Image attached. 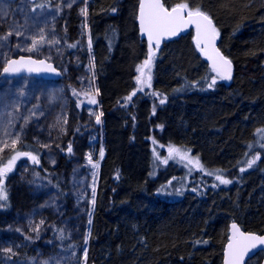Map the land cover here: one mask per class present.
<instances>
[{
	"label": "trees",
	"instance_id": "trees-1",
	"mask_svg": "<svg viewBox=\"0 0 264 264\" xmlns=\"http://www.w3.org/2000/svg\"><path fill=\"white\" fill-rule=\"evenodd\" d=\"M139 1L86 2L105 149L89 233L85 236L84 221L74 233L56 222L37 239L5 230L0 237L9 235L17 243V264H33L34 258L41 263L81 264L84 249L87 264H221L231 222L246 232L264 233V151L253 158L249 147L256 131L264 126L262 0H162L166 7L180 3L200 7L212 18L220 34L219 49L233 62V77L227 84L217 78L209 87L216 76L187 33L159 49L152 85L156 95L137 94L123 104L135 89V69L148 53L137 29ZM68 18L69 25L61 34V65L51 61L59 70L66 68L59 83L67 95L72 93L70 88L75 86L87 53L84 46L78 62L72 61V43L77 41L76 26L82 18L75 8ZM28 80L44 88L57 84ZM47 97L44 92L41 104ZM72 103L71 99L69 105ZM41 104L37 110L43 112ZM73 144L66 138L50 164L29 139L11 152L37 157L38 163L27 156L19 160H26L34 171L50 178L55 188L51 189L66 213L72 203L68 148ZM169 146L191 156L196 174L192 183L197 191L188 189L175 199L158 194V180L151 173L154 159ZM249 158L255 163L245 170ZM197 160L202 168L196 166ZM216 175L233 182L229 187L217 184ZM16 191L12 202L26 206L38 186L35 182L20 184ZM19 207L0 209V221L16 216ZM263 256L258 253L248 264H258Z\"/></svg>",
	"mask_w": 264,
	"mask_h": 264
},
{
	"label": "rangeland",
	"instance_id": "rangeland-1",
	"mask_svg": "<svg viewBox=\"0 0 264 264\" xmlns=\"http://www.w3.org/2000/svg\"><path fill=\"white\" fill-rule=\"evenodd\" d=\"M86 2L87 0H38L31 4L28 0H0V38L7 37V40H4L0 46V74L6 62L17 55L44 58L61 65L63 50L60 36L66 30L67 23H69V11L73 8L82 19L78 25L76 24L77 41L72 61L78 62L79 49L84 46L88 48L87 57L80 66L75 86L70 88L72 93L69 91L68 96L73 100L70 105L71 99L66 97L65 88L59 82L56 87L44 88L41 83L37 84L26 77L10 80L0 77V168L7 164L13 156L11 152L21 147L26 139L40 148L44 160L49 164L53 163L55 156L61 152L66 138L74 143L70 152L72 172L69 184L71 185L72 203L69 212L66 213L65 208L61 207L56 192L46 184H37L38 191L34 196L29 197L30 204L25 206L17 201L12 202V196L17 193L18 186L35 182L33 179L36 176V172L28 162L24 159L19 160L18 157L12 171L6 173L8 178L6 177L5 184L2 186L6 190L7 199L0 201V209H6L11 205V209L16 205L21 207L17 209L16 216L8 219L9 222L0 221V233L5 230H14L27 238L37 239L56 221L60 222L62 227L70 233H74L84 221L85 236L89 233V218L92 217L95 197L93 189L96 191L105 149L101 127L102 114L99 100H96L98 92L93 67L94 58L89 47ZM189 7L196 8L191 5ZM17 30L22 33L21 36L15 35ZM217 31L219 33L218 29ZM9 32L12 35H9ZM41 36L44 38L43 41L33 48L32 40H40ZM29 48L32 50L29 51ZM154 51L150 87L145 85L143 91L138 90L136 77L140 73L136 71L137 67L135 69L134 91L143 96H151L153 92V68L159 50L154 49ZM144 60L139 65L143 64ZM61 71L65 74L66 68L61 66ZM213 75L216 76L215 73ZM218 80L225 84L228 82L219 78ZM49 83L54 84L53 81ZM44 92L48 97L46 102L41 104ZM91 97L95 98V104L90 102ZM122 103L127 104L129 101L126 99ZM39 104H41L39 109L43 112L37 110ZM97 115L100 116V124H96ZM262 130L264 126L256 131L251 146L253 158L256 153L264 151V131ZM12 140H17L14 148L11 144ZM168 148L163 155L154 159L155 167L151 172L152 178L159 180L158 194L175 199L181 197L188 189L197 191L192 183V179L196 177L194 160L189 155L183 159L177 154H172L170 157ZM101 150H103V156H101ZM164 160H167V163H164ZM250 160L253 159L249 158ZM247 169L248 164L245 167V170ZM216 182L220 184L218 180ZM232 182L220 185L229 187ZM28 194L26 197L29 196ZM34 200L35 205L32 204ZM5 235L0 237V262L17 264L18 261L14 260L17 255V243L9 235ZM6 249H11V251H5ZM85 260L84 251L81 264H86ZM51 262L45 260L41 263L38 258L33 260V264H51ZM21 263L24 264V262Z\"/></svg>",
	"mask_w": 264,
	"mask_h": 264
},
{
	"label": "snow or ice",
	"instance_id": "snow-or-ice-1",
	"mask_svg": "<svg viewBox=\"0 0 264 264\" xmlns=\"http://www.w3.org/2000/svg\"><path fill=\"white\" fill-rule=\"evenodd\" d=\"M187 13L185 16L184 13ZM86 14V12H85ZM139 23H140V31L142 34H146L149 41V52L147 58L144 60L143 64L138 65L136 71L140 73L136 77V82L138 86V90L143 91L144 86H151V72L153 60L155 58V51L153 50V41H155V48H159L161 37H171L176 36L184 27L189 24H194L196 27V46L200 50L202 55H205L209 61H211V69L214 73H216V77L212 78V82L209 87H212L216 84L217 78L228 80L231 79L232 72V64L231 61L228 60L225 56H223L218 49L214 46V41L219 35L216 27L213 24V20L210 16L205 13L200 7H196L192 9L189 7L187 3H180L175 7L168 10L165 8L164 4L160 2V0H140L139 5ZM9 35H12L9 32ZM15 35L21 36L22 33L17 30ZM43 36L40 37V40L33 39L32 46L33 48L40 42L43 41ZM7 40V37L0 38V46H2V42ZM203 45V47H201ZM29 51L32 48L28 49ZM19 63L16 60L8 61V65L3 68L4 73L15 72L18 71L17 68H14L13 65ZM29 63H35V61H29ZM43 64V61H40ZM51 68V66H48ZM31 70V69H30ZM147 70V71H145ZM135 95V93H133ZM152 95H156L155 92ZM126 99L130 100L131 96ZM90 102L92 104L96 103L94 97L90 98ZM164 103V100L160 101ZM155 111V109H153ZM96 122L100 123V116L97 115ZM264 131V130H262ZM19 139V138H17ZM12 147L14 148L17 144V140H12ZM7 146V145H5ZM251 147V145L249 146ZM68 151L71 152V145H69ZM168 152L170 157L172 154L181 155V158H185L188 156L187 152L180 153V149L169 146ZM155 154V153H154ZM27 156L34 163H38L37 157L32 155L31 153L25 152H16L15 155L8 160L7 164L0 168V201L7 199L6 190L3 188V177L7 172L12 171L13 165L18 157ZM101 156H103V150H101ZM159 158V157H157ZM167 163V160L163 161ZM191 162V161H189ZM197 167H201L199 161L196 162ZM255 163V160H250L248 162V167H251L252 164ZM244 171V169H241ZM208 175H213V173L209 172ZM215 179L220 182V184H229L230 180L224 179L220 175H216ZM215 186V185H214ZM95 193V189H93V195ZM89 223H91V218H89ZM232 235L229 238L228 245L225 250V260L224 264H242V261L245 258V255L252 249L255 248L257 243L264 244V237H258L255 234H246L240 231L235 223L232 224ZM63 238V237H61ZM85 243H87V237H85ZM207 243V241H204ZM5 251H11V249H6ZM85 257H86V249Z\"/></svg>",
	"mask_w": 264,
	"mask_h": 264
},
{
	"label": "water",
	"instance_id": "water-1",
	"mask_svg": "<svg viewBox=\"0 0 264 264\" xmlns=\"http://www.w3.org/2000/svg\"><path fill=\"white\" fill-rule=\"evenodd\" d=\"M35 1L36 0H30V2H35ZM160 2L163 4L162 0H160ZM139 5H140V2H139ZM263 8H264V0H263ZM167 9L171 10V8H167ZM184 15L186 16L187 13L185 12ZM138 17H139V7H138V12H137L138 34L145 41V43L147 45V48L149 50V41H148L147 35L146 34H142L141 31H140V23H139ZM213 24H214V22H213ZM189 31H192L194 43L196 45V41H195L196 27H195L194 24H189L186 27H184L176 36L161 37V42H160V46L159 47H161L165 42H168V41L174 40L176 38H179V37H181L182 35L186 34ZM218 44H219V40H218V37H217L215 39V41H214V46H215L216 49L219 50ZM154 47H155V41H153V49H154ZM201 47H203V45H201ZM220 53L223 55V53L221 51H220ZM227 59L230 60L229 58H227ZM10 60L19 61V63L13 65L14 68L18 69V71L4 73L3 69H2V72H1V77L2 78L13 79V78H18V77H22V76L34 77V78H37V79H44V80H58V79L61 78V73L54 67V65L52 63H50V62H47L44 59H36V58H33V57H29V56H19V57H16V58H12ZM29 61H35V63H29ZM40 61H43L44 63L41 64ZM204 61H205L206 65L208 66V68L210 70H212L211 69V61H209L208 58L205 55H204ZM231 64H232V62H231ZM7 65H8V61H7L5 66H7ZM49 65L51 66V68L48 67ZM233 70H234V67H233V64H232L231 78H232V75H233ZM228 80H230V79H228ZM232 224L233 223H231L229 225V236H228V241H227V243L225 244V247H224L222 264H224L225 250H226V247L228 245L229 238L232 235V228H231ZM235 224L237 225V227L240 229L241 232L246 233V234H253V233L241 230L239 225L237 223H235ZM255 235L258 236V237H264V234H262V235L255 234ZM260 251L264 252V244L257 243L256 247L252 248L245 255V258L242 261V264H247V262L250 259H252ZM260 264H264V258H263V260L261 261Z\"/></svg>",
	"mask_w": 264,
	"mask_h": 264
},
{
	"label": "bare ground",
	"instance_id": "bare-ground-1",
	"mask_svg": "<svg viewBox=\"0 0 264 264\" xmlns=\"http://www.w3.org/2000/svg\"><path fill=\"white\" fill-rule=\"evenodd\" d=\"M69 25V23H67V26ZM72 47H75V44H73L72 43ZM64 88V87H63ZM64 91H66V90H64ZM66 93V92H65ZM66 95V97H68V95H67V93L65 94ZM73 146H74V144H73ZM36 172V171H35ZM70 176H71V174H70ZM70 178V177H69ZM154 179V178H153ZM5 180L6 179H4L3 180V184H5ZM34 181H35V183L36 184H38V185H41V184H46L47 186H49L50 188H52V189H55L54 188V186L51 184V183H49L50 181V178L49 177H45V176H42L39 172H36V176H35V178L33 179ZM156 180H158V178H156ZM158 182V189L160 188V186H159V180L157 181ZM70 187V190H71V185L69 186ZM97 188V187H96ZM95 195H96V191H95ZM31 196H34V195H31ZM96 197V196H95ZM95 197H94V202H93V211H94V205H95ZM56 222H58V221H56ZM56 222H54V224L53 225H51V226H49V227H54L55 226V223ZM231 223H237V222H231ZM230 223V224H231ZM238 224V223H237ZM48 227V228H49Z\"/></svg>",
	"mask_w": 264,
	"mask_h": 264
},
{
	"label": "flooded vegetation",
	"instance_id": "flooded-vegetation-1",
	"mask_svg": "<svg viewBox=\"0 0 264 264\" xmlns=\"http://www.w3.org/2000/svg\"><path fill=\"white\" fill-rule=\"evenodd\" d=\"M62 46H63V43L61 44ZM79 53H78V55H77V57H80L82 54H81V52L80 51H78ZM75 54V53H74ZM87 55H85V57H86ZM134 93V92H133ZM133 93H131L129 96H131V98L133 97Z\"/></svg>",
	"mask_w": 264,
	"mask_h": 264
}]
</instances>
